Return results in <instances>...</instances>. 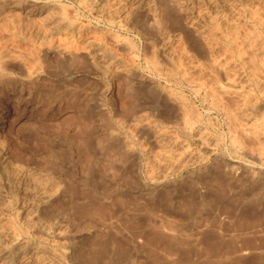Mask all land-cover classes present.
Masks as SVG:
<instances>
[{
    "label": "rangeland",
    "instance_id": "rangeland-1",
    "mask_svg": "<svg viewBox=\"0 0 264 264\" xmlns=\"http://www.w3.org/2000/svg\"><path fill=\"white\" fill-rule=\"evenodd\" d=\"M263 21L0 0V264H264Z\"/></svg>",
    "mask_w": 264,
    "mask_h": 264
},
{
    "label": "bare ground",
    "instance_id": "bare-ground-1",
    "mask_svg": "<svg viewBox=\"0 0 264 264\" xmlns=\"http://www.w3.org/2000/svg\"><path fill=\"white\" fill-rule=\"evenodd\" d=\"M144 14H145V13H144ZM240 14H241V13H240ZM252 14H253V13H252ZM253 15H254V14H253ZM250 16H252V15H250ZM250 18H251V17H250ZM260 21H262V20H260ZM263 22H264V21H263ZM253 33H254V32H253ZM255 35H256V34H254V36H255ZM254 36H252V37H254ZM256 37H257V36H256ZM252 39H254V38H252ZM259 39H261V38H259ZM259 39H258V40H259ZM251 42H252V41H251ZM259 43H260V42H259ZM262 43H263V42H262ZM248 44H249V43H248ZM256 44H257V43H256ZM257 45H259V44H257ZM260 45H261V44H260ZM254 47H255V46H254ZM254 49H255V48H254ZM258 49H259V48H258ZM260 50H261V49H260ZM263 55H264V54H263ZM252 64H253V63H252ZM254 65H255V64H254ZM251 69H252L251 71H253L254 67L251 68ZM254 70H255V69H254ZM242 72H243V70H242ZM253 72H257V71L255 70V71H253ZM250 73H251V72H250ZM260 74H261V73H260ZM239 75H240V74H239ZM255 76H257L256 73H255ZM258 76H259V75H258ZM260 76H261V75H260ZM253 78H255V77H253ZM253 78H252V79H253ZM258 78H260V77H258ZM262 79H263V78H262ZM259 80H260V79H259ZM252 81H253V80H252ZM254 81H255V80H254ZM258 82H259V81H258ZM260 82H262V81H260ZM256 84H257V83H256ZM257 86H258V85H257ZM248 87H249V86H248ZM241 91H242V90H241ZM241 95H243V94H241ZM245 95H246V94H245ZM246 96H247V95H246ZM246 101H247V100H246ZM255 108H256V107H255ZM248 109H249V108H248ZM252 109H253V108H252ZM249 110H250V109H249ZM249 110H248V111H249ZM251 111H252V110H251ZM251 111H250V112H251ZM158 237H159V236H158ZM173 238H174V237H173ZM177 238H179V237H177ZM181 243H182V242H181Z\"/></svg>",
    "mask_w": 264,
    "mask_h": 264
}]
</instances>
